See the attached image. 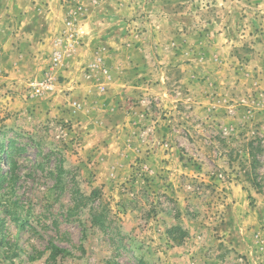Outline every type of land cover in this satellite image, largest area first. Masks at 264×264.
<instances>
[{
    "label": "rangeland",
    "instance_id": "obj_1",
    "mask_svg": "<svg viewBox=\"0 0 264 264\" xmlns=\"http://www.w3.org/2000/svg\"><path fill=\"white\" fill-rule=\"evenodd\" d=\"M121 1L115 51L154 85L126 130L62 87L112 67L83 38V1L61 0L41 50L50 0H0V264H264V194L239 156L264 144V0Z\"/></svg>",
    "mask_w": 264,
    "mask_h": 264
},
{
    "label": "crops",
    "instance_id": "obj_2",
    "mask_svg": "<svg viewBox=\"0 0 264 264\" xmlns=\"http://www.w3.org/2000/svg\"><path fill=\"white\" fill-rule=\"evenodd\" d=\"M80 1H83L84 7L81 9V17H78V21L84 31L98 34H93L91 37L85 36L83 38H87V43L95 44V46L99 45V47L102 46L104 52L109 51L110 53L108 52L107 57H110V59H105V61L112 67L110 68L108 77L99 76L86 79L84 77L81 78L79 75H67L70 78L63 81L62 87L72 89L70 95L76 94L77 91L81 89L82 94L88 92L89 97L91 96V93L95 92V95L98 96L96 99L97 104H100L104 111L111 113L114 126L117 124V127H120L123 130L128 128L133 129L135 128L134 124L140 121L141 114L140 108L133 99L139 97L141 94H149L154 89V85L152 81L151 83L149 82V80L152 79V75H149V69L144 65V60H142V64L138 66L137 62L133 60V56L130 55L125 58L124 56H119V52L117 53L115 51L119 41L116 40V37L112 35V33L121 28L119 21L123 13L126 11L124 10V4L121 0ZM60 3L61 0H50L48 5H45L46 3H44L39 6V12L34 11V13H39L40 21L42 23L40 26L41 33L37 36L39 38L37 40L34 38L33 40L35 44L37 43V49H44V47L48 45V37L54 31H59L63 27L62 16L65 15L64 12L67 8L62 5L65 7L62 9ZM46 18H51L52 22L46 24L44 21ZM56 18H58L57 21ZM40 38H42L43 41H40ZM110 45H113V48H110L112 47ZM129 49L130 53H133L131 51L137 50V47L136 45L130 44ZM97 50L92 47L91 52H99ZM127 66L132 68L131 74L126 73L124 68ZM144 66L145 72L142 70ZM88 82L89 85H87ZM96 85H101V89H98ZM90 87H92L94 91ZM89 97L88 99H90ZM92 97L95 98L96 96ZM90 104H93L92 100H90ZM144 119L147 121L146 117ZM125 145L134 147L136 144H134L133 140L130 142L129 139L126 138L121 141V146Z\"/></svg>",
    "mask_w": 264,
    "mask_h": 264
},
{
    "label": "trees",
    "instance_id": "obj_3",
    "mask_svg": "<svg viewBox=\"0 0 264 264\" xmlns=\"http://www.w3.org/2000/svg\"><path fill=\"white\" fill-rule=\"evenodd\" d=\"M261 141V140H260ZM260 141H258V144L256 146H253L251 143L249 144V149L247 148V155L240 156V165H241V171L243 172V175L246 176V179L251 183V185L256 188L258 192H261L264 194V170L260 172L258 169L259 166H261L263 161L261 162L258 157L256 156L259 153H262L264 150V144H262ZM238 153L236 156H238ZM240 171L235 172V178H239ZM95 192V189L92 190V193Z\"/></svg>",
    "mask_w": 264,
    "mask_h": 264
},
{
    "label": "built area",
    "instance_id": "obj_4",
    "mask_svg": "<svg viewBox=\"0 0 264 264\" xmlns=\"http://www.w3.org/2000/svg\"><path fill=\"white\" fill-rule=\"evenodd\" d=\"M71 37V34H70ZM70 44V43H69ZM61 57H62V53L61 52H54L50 58V64H51V70L53 67L57 66L60 61H61ZM51 70L48 74H46L45 78L39 81H36L35 83H33L34 88L36 90V92H43V91H49L52 90L53 86H54V82H53V76L51 74Z\"/></svg>",
    "mask_w": 264,
    "mask_h": 264
}]
</instances>
